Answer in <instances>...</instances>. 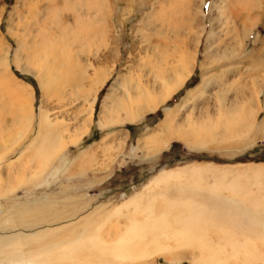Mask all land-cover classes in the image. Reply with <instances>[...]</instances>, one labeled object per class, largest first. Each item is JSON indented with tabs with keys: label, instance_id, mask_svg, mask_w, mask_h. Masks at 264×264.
<instances>
[{
	"label": "rangeland",
	"instance_id": "rangeland-1",
	"mask_svg": "<svg viewBox=\"0 0 264 264\" xmlns=\"http://www.w3.org/2000/svg\"><path fill=\"white\" fill-rule=\"evenodd\" d=\"M98 1L0 0V264L144 197L155 241L80 261L264 264V0Z\"/></svg>",
	"mask_w": 264,
	"mask_h": 264
},
{
	"label": "bare ground",
	"instance_id": "bare-ground-1",
	"mask_svg": "<svg viewBox=\"0 0 264 264\" xmlns=\"http://www.w3.org/2000/svg\"><path fill=\"white\" fill-rule=\"evenodd\" d=\"M98 2L99 3H97V6L100 4V6L98 7L100 9V8H102V4L105 1L102 3V1L99 0ZM95 9H96V7H95ZM180 82H182V81H180ZM172 91H173V88H172ZM113 105H114V107L116 106V108H118L119 101L117 98H116V100H113ZM148 108L149 107L143 108L140 106L139 108H137L136 110L133 111L134 108H132V106H130L129 108H127V110H125V114L129 115V116H131V118H133L136 116L135 113H137V112L142 113L143 111H145ZM44 122H46L47 124H52L51 120L48 119L46 113L45 114L40 113V115H39L40 127L38 126V129L41 128V126H43ZM39 135H40V133H39ZM141 199H143V200H141ZM140 202L142 203V206L139 205ZM128 204H129L128 207H125L121 210V212L122 211L126 212V218L129 220V223L126 224L125 234L120 239H117L113 243H110L108 247L96 249L95 247L104 246L106 243V239L97 238L95 240V242H98L100 244L96 245V244H94L93 238L86 237V235L84 233V236L72 240L67 246H62V247H59L58 249H53L54 251H49V253H46L42 258L43 263L47 262L48 264L49 263H51V264H89L87 262L80 261V258H82L83 256H87V252L90 253V251H99L100 253L112 252L113 254H116L119 252L122 244H124V246L126 245L127 239H129L128 240L129 244H130L132 239L140 240L139 234L141 232H147L150 235V237H149L150 242L155 241L154 237H156V235H158L159 232L161 231V229H160L161 223L158 219H156L157 214L152 209V207L151 206H145L147 204V199L145 197L144 198H138L136 201H134L132 203H128ZM128 204H126L124 206H127ZM145 214H148L147 217H145ZM130 216H131V219H130ZM144 219H145V221H144ZM135 232H136L135 236L132 237V234ZM96 237H99V236H96ZM142 240L148 241L145 237H142ZM41 250H43V249L41 248ZM89 256H90V254H89ZM96 262L98 264H111V263H101V260H98Z\"/></svg>",
	"mask_w": 264,
	"mask_h": 264
},
{
	"label": "trees",
	"instance_id": "trees-1",
	"mask_svg": "<svg viewBox=\"0 0 264 264\" xmlns=\"http://www.w3.org/2000/svg\"><path fill=\"white\" fill-rule=\"evenodd\" d=\"M246 156H244V158H242L241 160L245 159Z\"/></svg>",
	"mask_w": 264,
	"mask_h": 264
}]
</instances>
